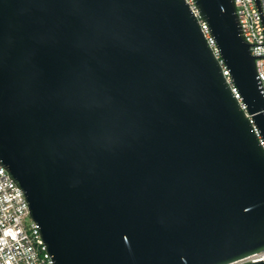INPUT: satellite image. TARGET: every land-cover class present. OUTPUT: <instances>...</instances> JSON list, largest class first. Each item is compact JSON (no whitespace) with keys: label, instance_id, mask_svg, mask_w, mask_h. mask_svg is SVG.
<instances>
[{"label":"water","instance_id":"obj_1","mask_svg":"<svg viewBox=\"0 0 264 264\" xmlns=\"http://www.w3.org/2000/svg\"><path fill=\"white\" fill-rule=\"evenodd\" d=\"M264 141L233 0H194ZM0 161L55 264H264V148L185 0H0Z\"/></svg>","mask_w":264,"mask_h":264},{"label":"built area","instance_id":"obj_2","mask_svg":"<svg viewBox=\"0 0 264 264\" xmlns=\"http://www.w3.org/2000/svg\"><path fill=\"white\" fill-rule=\"evenodd\" d=\"M199 21L209 47L219 61L223 76L233 97L250 122L260 145L264 141L255 122L247 111L243 98L234 85L230 71L221 60L215 39L195 5L194 0H185ZM244 41L255 57L259 89L264 96V0H233ZM258 257V258H256ZM252 262L264 261V252L253 257ZM0 264H55L53 256L42 238L40 226L30 216L24 192L10 178L0 161Z\"/></svg>","mask_w":264,"mask_h":264},{"label":"bare ground","instance_id":"obj_3","mask_svg":"<svg viewBox=\"0 0 264 264\" xmlns=\"http://www.w3.org/2000/svg\"><path fill=\"white\" fill-rule=\"evenodd\" d=\"M256 258H258V257H256Z\"/></svg>","mask_w":264,"mask_h":264}]
</instances>
